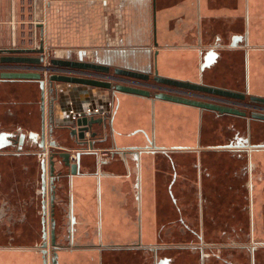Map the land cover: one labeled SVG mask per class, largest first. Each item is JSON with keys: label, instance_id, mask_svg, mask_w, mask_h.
<instances>
[{"label": "crops", "instance_id": "crops-1", "mask_svg": "<svg viewBox=\"0 0 264 264\" xmlns=\"http://www.w3.org/2000/svg\"><path fill=\"white\" fill-rule=\"evenodd\" d=\"M25 32L40 37L45 51L55 48L54 58L111 69L148 72L156 67L163 77L264 97V0H0L2 39L6 34L12 46L20 48L18 38ZM56 88L47 86V123L64 120L78 105L104 118L89 131L96 132L92 142L87 133L85 143L78 144L68 128L58 125L48 139L68 149L73 160L82 151L69 187L77 203L75 213L84 225L99 226L101 239L111 246L131 243L126 208L131 202L126 197L133 191L149 187L151 196L165 199L171 189L180 196V186L173 182L184 176L195 194L203 190L218 197V177H232L243 165L224 149L234 132L248 130L253 144H264V121L249 124L237 116L80 85L57 83ZM71 89L78 94L72 95ZM40 102L37 81H0V131L39 133ZM109 150H127V155L103 165ZM255 152L257 165L264 169V149ZM34 158L28 151L0 156V202L7 196L30 200L34 189L29 185L35 178L32 169L23 173L20 167L33 166ZM136 180L137 189L132 185ZM162 204L155 198L151 206ZM34 211L16 226L15 235L0 231V264H42ZM255 213L264 215V208ZM189 260L187 256L174 262ZM143 261L123 248L58 256V264Z\"/></svg>", "mask_w": 264, "mask_h": 264}, {"label": "flooded vegetation", "instance_id": "flooded-vegetation-1", "mask_svg": "<svg viewBox=\"0 0 264 264\" xmlns=\"http://www.w3.org/2000/svg\"><path fill=\"white\" fill-rule=\"evenodd\" d=\"M2 55L9 54H0ZM14 65L17 64L0 62V72L5 69L12 71L11 67ZM0 81L5 80L0 79ZM137 81L139 82L137 87L147 89L152 94L163 92L229 106L246 112V116L240 118L249 124L256 120L263 121L251 117L253 112L264 114L258 110L264 108V105L250 101L249 96L253 95L245 94L244 100H236L159 84L153 80ZM114 83L118 82L114 81ZM46 94L44 101L40 102L41 105L44 103V118L41 112L39 133L26 134L20 129L11 132L0 131V156L16 157L28 151L35 156L36 160L33 166L20 167L23 173L31 172L32 169L31 173L35 180L29 187L34 189L33 195L25 202L24 200L15 201L8 196L0 202L2 203L0 204V231L15 235L16 226L20 227L28 214H32L30 209L35 210L33 220L38 226L37 250L42 264L43 262L58 264L60 254L97 255L107 253L114 248H123L125 252L142 256L143 264H175L174 261L187 256H190V264H260V260L264 261V238L261 235L264 233V220L261 221L264 215L255 213L264 208V193L262 194L264 189L260 188L264 184V169L261 163L257 165L254 159L255 151L264 149V144H253L248 130L245 131L246 134L244 131L234 132V136L224 146V149L232 157L243 162V165L232 174V177L230 174L218 177V197L208 195L203 190H196L195 194L190 189L192 183L184 176L173 182L180 186V190L186 189L179 190L180 196L171 189H168L169 195L165 199L151 196L152 191L149 187L140 192L133 191L131 196L126 197V201L131 202L130 206L126 207L129 209L131 219L129 227L131 243L124 246H111L101 239V234H104L99 226L90 227L78 221L79 217L75 213L77 203L70 195L69 187L73 176L77 174V161L82 151L79 150L73 160L68 149H59L56 143L55 145L51 143L53 140L48 139L56 125H65L67 121L64 117V120L47 123ZM151 99L154 100V98ZM93 115L94 118H99L95 113ZM43 132L44 139L41 141L40 136ZM92 133H90L91 142L95 138V136L91 137ZM27 140L32 144L25 145ZM79 142L78 140L77 143ZM91 144L89 143L88 146L90 147ZM140 149L135 148L134 151ZM60 153L69 154V166L63 162L64 158L59 156ZM126 155L127 150H109L101 163L104 165L115 156L123 159ZM137 156L135 153V158ZM164 182V179L158 180V183ZM132 185L137 189L138 180ZM155 198L163 204L152 207L151 204ZM157 223L160 226L156 230ZM258 224L261 228L257 226ZM94 238L96 240L100 238L99 242H92ZM54 260L56 263L53 262Z\"/></svg>", "mask_w": 264, "mask_h": 264}, {"label": "water", "instance_id": "water-1", "mask_svg": "<svg viewBox=\"0 0 264 264\" xmlns=\"http://www.w3.org/2000/svg\"><path fill=\"white\" fill-rule=\"evenodd\" d=\"M38 54V56H27L25 54ZM0 54H9L0 56L1 63H12V64H25V65H38V68L32 69L30 71H2L0 72V79L2 80H34L37 81L41 90V101H44V95L47 92V86L51 88V91H55L56 84L66 83L69 85H80L85 87L102 89L110 92L112 95L116 93L130 94L146 98H154V100L166 101L170 103H176L181 105H186L194 107L201 110H209L213 112H218L219 114H227L232 116L245 117L246 112L241 111L237 108L223 106L215 104L212 102H204L199 100H193L188 98H183L179 96L169 95L163 92L151 93L147 89H143L137 86L123 85L119 83H114L112 79H96V78H86L71 76L66 74L50 73L47 77V81L43 78L41 72H50L53 71L51 66L72 68V69H81V70H92L95 72L107 74L111 76H121L127 77L135 80L149 81L153 80L156 83L164 84L168 86H173L177 88H182L186 90H191L195 92L221 96L228 99L244 100L246 95L245 93L235 92L227 89L211 87L203 85L200 83H194L189 81L176 80L172 78H167L160 76L156 67L151 71H138L133 69H124V68H110L103 64H97L92 62H84L82 60H69V59H58L52 58L49 61L51 66H43L42 63L45 61L44 58V47L43 42L41 41L37 49H0ZM15 54V55H14ZM27 70V69H24ZM48 84V85H47ZM78 90H72L71 94H78ZM251 102L264 105V97L259 96H249ZM42 117L44 118V103L41 105ZM251 117L258 120L264 121L263 113L253 112ZM65 125L59 126L60 128H68L70 130V135L79 140V144L85 143L87 133H91L92 126L94 124H102L104 122L103 117L94 118L93 113H91L89 107H83L78 105L76 109L72 111L71 115L65 114ZM44 124V123H43ZM96 132L91 134V137L95 136ZM41 141L44 139V132L40 136ZM53 145L56 142L51 141ZM59 156L63 159V162L69 166V154L60 153ZM53 165V162H51ZM56 263V261H53ZM46 264V262H43Z\"/></svg>", "mask_w": 264, "mask_h": 264}, {"label": "built area", "instance_id": "built-area-1", "mask_svg": "<svg viewBox=\"0 0 264 264\" xmlns=\"http://www.w3.org/2000/svg\"><path fill=\"white\" fill-rule=\"evenodd\" d=\"M44 63H46L44 61ZM51 66L49 63L44 64L43 66ZM53 68V71H50L49 73H58V74H66L71 76H78V77H86V78H96V79H112L115 82L118 83H125L127 85H134L137 86L139 82L135 79H130L127 77H121V76H111L99 72H95L92 70H81V69H72V68H64V67H56L51 66ZM38 68L36 65H25V64H17L11 67V69H15L14 71H30L32 69ZM18 69V70H17ZM27 69V70H24ZM9 70V69H8ZM12 70V71H13ZM33 71V70H32ZM46 73L42 71L41 74L43 77H46ZM261 112H264V108H259Z\"/></svg>", "mask_w": 264, "mask_h": 264}, {"label": "rangeland", "instance_id": "rangeland-1", "mask_svg": "<svg viewBox=\"0 0 264 264\" xmlns=\"http://www.w3.org/2000/svg\"><path fill=\"white\" fill-rule=\"evenodd\" d=\"M23 34H25V37L19 36L18 38L19 43L17 46L20 48L12 46V41H10V36L7 37L5 34V37L2 39V36L0 35V49H37L39 47L40 40H41L40 37L36 35V36H32L31 38L26 32ZM29 42H33V43L30 44ZM45 50L46 48L44 49L45 62L49 63L50 59L54 58V53L56 52V49L54 48V49H48L47 51ZM30 55L38 56V54H30ZM46 63L43 62L42 65ZM49 74L50 73L47 72L46 77H43V78L47 80V77Z\"/></svg>", "mask_w": 264, "mask_h": 264}, {"label": "bare ground", "instance_id": "bare-ground-1", "mask_svg": "<svg viewBox=\"0 0 264 264\" xmlns=\"http://www.w3.org/2000/svg\"><path fill=\"white\" fill-rule=\"evenodd\" d=\"M159 88V87H158ZM152 89V88H151ZM161 89V88H160Z\"/></svg>", "mask_w": 264, "mask_h": 264}]
</instances>
